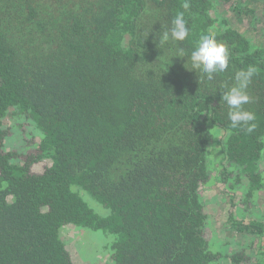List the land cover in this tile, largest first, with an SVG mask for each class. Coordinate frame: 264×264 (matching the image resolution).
Listing matches in <instances>:
<instances>
[{
	"label": "trees",
	"instance_id": "1",
	"mask_svg": "<svg viewBox=\"0 0 264 264\" xmlns=\"http://www.w3.org/2000/svg\"><path fill=\"white\" fill-rule=\"evenodd\" d=\"M217 12L213 0H0V141L10 114L39 138L21 164L0 145V264H75L67 226L111 234V264H264V216L228 213L225 233L246 240L232 251L209 236L203 190L224 185L234 207L264 191V46ZM178 13L188 37L161 44ZM203 35L229 52L211 79L190 60ZM249 70L255 119L233 128L222 94Z\"/></svg>",
	"mask_w": 264,
	"mask_h": 264
},
{
	"label": "rangeland",
	"instance_id": "2",
	"mask_svg": "<svg viewBox=\"0 0 264 264\" xmlns=\"http://www.w3.org/2000/svg\"><path fill=\"white\" fill-rule=\"evenodd\" d=\"M213 1L217 7V16L225 18L231 27L248 35L260 46H264V0ZM253 11L259 19L256 25L253 23ZM4 130L7 137L3 141H0V145L3 147L1 149L5 152L16 153L18 158L14 159V162L23 163L24 156H28L34 152L39 142L34 125L24 116H18L17 114L12 116L10 114L4 120ZM220 140L222 141V136L218 134L211 146V150L215 154L216 152L217 154L219 153ZM46 163L48 165V161ZM46 163L41 162L34 165L32 171L37 173L42 172L46 167ZM261 169L264 171V162L261 163ZM238 193L240 195L242 192ZM203 194L208 200L207 209L211 214L209 227L210 241H214L215 246L213 247L216 249L221 248L222 250L232 251L239 243L246 241H244L241 235L234 237L225 233L224 224L230 211L237 213L238 208L242 207L244 213L243 211L241 213L247 215L246 221H249L250 217L254 215L264 216V191L257 193L248 205H244L239 201L235 207L230 206L231 194L228 193V190L226 191L224 185L210 186V188L203 190ZM85 198L91 205L95 206L94 209L97 212H101L100 214L104 216L108 214L109 211L93 197L90 196L91 199H89L85 195ZM62 239L66 243L75 264H111L109 252H111V246L114 241V237L111 234L87 229L81 231L74 226H67L62 231Z\"/></svg>",
	"mask_w": 264,
	"mask_h": 264
},
{
	"label": "clouds",
	"instance_id": "3",
	"mask_svg": "<svg viewBox=\"0 0 264 264\" xmlns=\"http://www.w3.org/2000/svg\"><path fill=\"white\" fill-rule=\"evenodd\" d=\"M183 7L187 9L189 4L185 2ZM188 35L189 28L187 27L184 15L183 13H178L172 20L170 32L166 31L163 33L160 43L163 44L169 39L184 41ZM190 60L195 72L199 71L207 74L208 78L211 79L214 73L223 71L228 66L229 52L223 43L216 40L215 36L203 35L195 49L191 52ZM251 76V70L248 72H238L236 74L238 86L222 94V100L229 107L228 119L231 121L233 128L247 124L255 119L253 113L245 111L242 108V105L249 101V97L246 95L244 89Z\"/></svg>",
	"mask_w": 264,
	"mask_h": 264
}]
</instances>
